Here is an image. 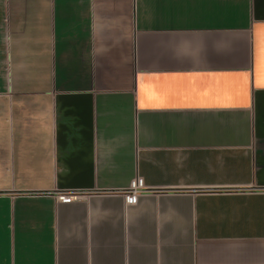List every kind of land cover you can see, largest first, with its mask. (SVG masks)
<instances>
[{
  "label": "crops",
  "instance_id": "1",
  "mask_svg": "<svg viewBox=\"0 0 264 264\" xmlns=\"http://www.w3.org/2000/svg\"><path fill=\"white\" fill-rule=\"evenodd\" d=\"M0 264H264V0H0Z\"/></svg>",
  "mask_w": 264,
  "mask_h": 264
},
{
  "label": "built area",
  "instance_id": "2",
  "mask_svg": "<svg viewBox=\"0 0 264 264\" xmlns=\"http://www.w3.org/2000/svg\"><path fill=\"white\" fill-rule=\"evenodd\" d=\"M146 190V187L144 185V180L142 177H137L134 179L130 185V188L128 192L126 193V202L128 204H136L138 202L139 196L141 193H143ZM78 193L72 192V193H63L60 196V199L63 201H70L77 199Z\"/></svg>",
  "mask_w": 264,
  "mask_h": 264
}]
</instances>
